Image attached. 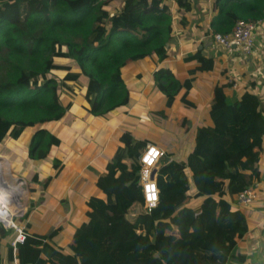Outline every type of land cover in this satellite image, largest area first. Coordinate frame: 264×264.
<instances>
[{"label":"trees","instance_id":"1","mask_svg":"<svg viewBox=\"0 0 264 264\" xmlns=\"http://www.w3.org/2000/svg\"><path fill=\"white\" fill-rule=\"evenodd\" d=\"M209 1V35L228 33L241 19L264 18V0ZM194 9L192 0H0V50L8 49L10 64L0 78V142L7 136L19 139L27 127L60 120L72 107L60 99L70 81L86 86L88 109L97 116L108 118L126 107L130 93L123 67L145 57L161 65L172 35L179 27L187 30ZM184 59L197 62L184 81L168 68L155 71L167 107L178 97L195 107L188 98L194 82L215 68V59L200 49ZM58 71L64 72L61 79L51 76ZM227 85L217 84L209 102L212 124L195 132L193 150L185 159L169 152L160 162L155 208L145 209L139 183L148 141L124 132L123 146L97 182L106 199L88 202L89 219L75 230L70 252L53 243L57 230L27 229L25 242L18 244V264H243L246 257L235 248L249 227L232 200L262 178L264 110L251 92L229 102ZM59 143L39 128L30 152L42 158ZM10 174L11 166L0 160V176ZM4 260L0 256V264Z\"/></svg>","mask_w":264,"mask_h":264},{"label":"crops","instance_id":"2","mask_svg":"<svg viewBox=\"0 0 264 264\" xmlns=\"http://www.w3.org/2000/svg\"><path fill=\"white\" fill-rule=\"evenodd\" d=\"M192 1L195 9L189 15L190 25L184 31L179 27L172 35L167 44L169 55L167 60L160 65L154 63L150 57H145L132 61L123 67V80L130 93V103L126 107L114 109L108 118L97 116L88 109L89 105L85 98L86 86L77 87L70 81L68 82L70 88L65 89L64 87L65 90L60 91V99L64 106L71 101L72 107L66 111L60 120L54 121L59 129L58 133L53 129L48 130L60 139V143L53 145L48 150L47 155L42 158H36L31 154L30 149L28 152H23L21 161L30 165L33 172L32 175L28 176L29 179L25 175L14 173L13 165L8 156L4 152H0V155L2 154L8 159L13 175L21 176L27 182L29 181L28 186H32L31 188L36 190L37 195L39 190V201L38 203L32 202V204L30 202L31 210L26 219L27 222L29 221L27 225L31 232H35V230L32 228L30 219L38 207L49 204L51 205L50 211H53L59 200H62L64 217L72 218L81 216L77 215L75 210L76 203L80 202L83 206L84 218L88 220L91 210L88 202L92 199H106V194L97 186L98 179L106 171L107 164L118 147L123 146L120 137L124 132H130L126 125L128 119L134 116L135 111L140 116L142 109L148 108L147 114L149 115L156 111V109L151 111L150 108L161 99L156 93L160 90L155 77V71L159 67L168 68L175 75L178 72L184 81L187 78L184 74L188 73L189 76L190 69L197 65L196 61H185L186 55L200 49L205 56L215 59V68L212 71L201 73L190 90L188 98L196 106L191 107L194 108L195 112L189 117H185L184 121L181 122L184 133L189 131L195 133L198 129L212 124L208 113L209 102L214 96L217 84H228L226 93L229 102H235L245 92H251L259 98L264 110V18L257 32L255 52L249 56L242 55L237 50L233 54H229L213 43L212 33L210 35L206 33L213 14L210 10V1L205 0L204 4V0L201 2H199L200 0ZM201 5L204 6V10H201ZM125 74H127L128 81L125 80ZM178 98L180 99V97ZM173 107L174 105L167 107L171 108V113ZM159 109L165 112L162 107ZM169 118L170 116L166 117L167 120ZM191 121L192 126L188 124ZM141 140L156 144L165 151L166 155L172 152L170 150L173 146H169L161 140L154 139L156 141H152L150 137H144ZM191 148L193 149V143ZM25 149L28 148L25 146ZM174 155L177 156L175 153ZM40 161H45V164H39ZM260 168L263 187L259 191V197L250 206L241 209L247 217L249 229L237 243L235 254L245 255L246 261L243 264H264V139ZM53 185L58 189L64 188L63 197L48 202L47 191ZM18 190L21 192L20 189ZM74 196H81V199L78 201L77 197ZM22 197L23 200L27 198L21 194ZM20 205L22 208L26 206L25 202L22 201ZM64 227L73 230L74 225L70 223ZM62 236L63 232L54 236L53 243L60 245ZM4 262L14 264L13 258L10 260L6 258ZM234 264L238 263L234 262Z\"/></svg>","mask_w":264,"mask_h":264},{"label":"rangeland","instance_id":"3","mask_svg":"<svg viewBox=\"0 0 264 264\" xmlns=\"http://www.w3.org/2000/svg\"><path fill=\"white\" fill-rule=\"evenodd\" d=\"M199 2H201V0ZM204 3H205V0L203 1V4ZM119 4H120L119 2L115 3V5H113L112 7V10L118 8ZM201 10H204L203 5H201ZM7 54H8V49L1 48L0 50V78L2 77L4 78L10 68V64L7 60ZM62 61L68 62V60H62ZM74 68L77 69L78 67L75 66ZM63 74L64 72L58 71V72H53L51 76H55L61 79V76ZM184 76L188 77V73L184 74ZM176 77L178 78V80L183 81V77L180 76L178 72L176 73ZM125 80L128 81L127 74H125ZM62 90H65V89H62ZM156 93H158V97H160L161 99L157 103L155 102V105H153L150 108V110L154 111L156 109L155 112L158 111V113L153 112L151 115H149L147 114L148 108H146V109H142V112H141L142 114L140 116V115H137L139 113L135 111L134 116L128 119V122L126 125L129 127V131L131 132V134L134 135L136 138L141 139L144 137H150L152 141H156L154 139H157L158 141L161 140L165 144L169 146H173V148H171L170 151L175 153L178 158L185 159L186 155L193 150L191 148V145L193 143V136L195 133L193 131H189L186 133L182 132L183 128H182L181 122L184 121L185 117L187 116L189 117L190 114H193V112H195L193 110L194 108H191L190 106L185 105L184 103L180 101L179 98H177L174 103V107L172 108L173 112L171 113L170 111L171 108H167L165 105L166 95L161 90L157 91ZM62 102H63V99H62ZM161 107L163 108V110H165V112L159 109ZM169 116L170 118L167 120L166 117L168 118ZM188 124L192 126V121L189 122ZM39 128H44L47 130L53 129L57 133L59 130L56 127L54 122H47L45 124H37L35 126L27 127L25 131L23 132V134L21 135V137L17 140L11 138V136H7L2 142H0V152L2 151L8 156V159L13 165L14 173L25 175L27 178L30 174L31 175L33 174V172L31 171L30 165L23 163L21 161V157L23 156V152H28L29 149L31 148L33 137ZM25 146L28 149H25ZM2 159L3 161L5 160L4 166L8 164L10 165L8 159L1 154L0 160ZM39 164L43 165L45 164V161H40ZM0 178L5 179L7 182H11L10 179L14 177H13V174H10L6 177H0ZM15 186L21 190L24 196L28 194L27 192L22 190V187L19 188L20 186H22L20 183L16 182ZM31 187L29 186L30 188L29 197H28L29 200L26 203L27 204V215L23 218V224L27 226V229H29L27 225L29 224V221L27 222L26 219L31 210L30 202L32 204V202L38 203L39 201V190H38V195H37L36 190ZM63 193H64V188L58 189L57 187L53 185L52 188L50 187L48 188L47 195H46L47 201L51 202V200L62 199ZM74 197H77L78 201L81 199V196H74ZM21 201L25 202L26 200H23V197H22ZM21 201L20 200L17 201V204L19 202L21 203ZM61 202L62 200H59L58 205L54 207L53 211H50L51 205L49 204L43 207H38L35 210V213L33 217L30 219V221H31L32 228L33 230H35L36 233L48 234L54 230H57L54 235L56 236L57 234H60V232H63V236H62L63 239L60 242L61 243L60 246L63 248V250L70 252L71 250L70 249V239L72 238L71 235L73 234L75 229L87 219L84 218L83 210H82L83 206H82V203L80 202L76 203L75 210H76V214L81 215V216L65 218L62 212L63 207L61 205ZM70 223L74 225L73 230L71 228L64 227L65 225L70 224ZM53 227H56V228L54 229ZM65 229L67 230L65 231ZM12 236H14V232L12 230H9V232H6L4 227L0 225V256L5 259L8 258L7 257L8 243L10 242V238Z\"/></svg>","mask_w":264,"mask_h":264},{"label":"built area","instance_id":"4","mask_svg":"<svg viewBox=\"0 0 264 264\" xmlns=\"http://www.w3.org/2000/svg\"><path fill=\"white\" fill-rule=\"evenodd\" d=\"M174 2V0H172ZM262 19L260 20H238L232 31L228 33L214 32L211 34L213 43L220 46L224 51L229 54H233L235 50L239 51L242 55L249 56L252 55L256 48L255 42L257 37V32L262 24ZM166 153L163 149L158 147L152 142H148L144 147L142 154L140 156L141 170L139 173V183L142 188L145 209L151 211L155 208L160 199V190L157 182V168ZM172 161V158L167 160ZM15 182L20 183L26 188L28 193L25 204L29 200V186L25 178L13 175ZM263 187L262 179L257 180L244 191L240 192L232 200V205L235 208L243 209L250 206L253 201L259 197L260 190ZM7 217L0 218V225H2L6 230H12L14 232V238L11 242L13 250V262L18 264L17 252L18 244L24 243L27 238V226L23 224V218L27 215V204L26 208L17 211L13 214V211L6 210Z\"/></svg>","mask_w":264,"mask_h":264},{"label":"bare ground","instance_id":"5","mask_svg":"<svg viewBox=\"0 0 264 264\" xmlns=\"http://www.w3.org/2000/svg\"><path fill=\"white\" fill-rule=\"evenodd\" d=\"M10 180L11 182H7L5 179L0 178V218L7 217V209L13 211V214H16L17 211L26 208V206L22 208L20 202L17 204V201L22 200L21 192L15 186V179L11 178Z\"/></svg>","mask_w":264,"mask_h":264},{"label":"water","instance_id":"6","mask_svg":"<svg viewBox=\"0 0 264 264\" xmlns=\"http://www.w3.org/2000/svg\"><path fill=\"white\" fill-rule=\"evenodd\" d=\"M156 257H159V255H158V253L157 252H155V254H154Z\"/></svg>","mask_w":264,"mask_h":264}]
</instances>
